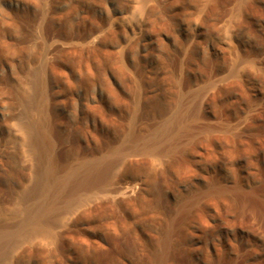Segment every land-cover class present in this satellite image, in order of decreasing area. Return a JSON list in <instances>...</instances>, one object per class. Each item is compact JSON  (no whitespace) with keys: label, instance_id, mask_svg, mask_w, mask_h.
<instances>
[{"label":"rangeland","instance_id":"rangeland-1","mask_svg":"<svg viewBox=\"0 0 264 264\" xmlns=\"http://www.w3.org/2000/svg\"><path fill=\"white\" fill-rule=\"evenodd\" d=\"M139 1L0 0V219L23 188L32 185L33 157L19 136V126L33 114V110L24 107L25 94L30 92V82L43 76L45 65L46 72L48 70L45 72V108L65 166H75L85 159L107 153L128 131L132 123L129 121L134 116H137L138 134L142 137L152 134L161 119L179 107L181 99L191 107L195 104L193 112L199 111L195 115L198 137L207 144L204 145L206 149H201L202 158L191 151L180 155L176 152L172 157H154L145 149H139L130 155L118 176L105 188H86L82 191L83 201L77 202L64 216L56 215L57 239L28 240L16 249L7 264H150L146 257L157 255L158 238L169 226L179 201L196 185L204 186L207 180L215 179L230 185V189L239 183L241 189L249 190V186L258 182L259 179L250 173L249 164L253 161L264 167V115L261 114L264 111V65L250 61L252 58H248L247 52L251 45L255 46L254 42L261 48L263 45L238 25L241 14L237 11L247 0H145L149 12L138 14ZM260 2L264 6V0ZM203 8L208 10L205 12ZM246 14L244 12L243 16ZM251 19L255 25L259 24L258 28H263L262 19L261 22L256 17ZM42 25L46 27L41 28ZM46 28L53 37L43 44L40 32ZM104 34L108 36L101 40ZM61 44L66 52L60 49ZM161 44L169 46L171 55L167 56ZM96 46H101V50H96ZM258 46L256 50L263 53V48ZM234 57L240 58L238 76L229 74L237 59ZM188 66L193 68L190 72L185 69ZM246 68H250L251 73L248 74ZM181 70L186 76H182ZM166 74L174 77L169 86L163 87L161 80ZM177 75L185 79L182 88L175 86L181 79ZM28 78L32 80L28 81L30 85L25 83ZM235 84H240L238 89ZM197 88L201 91L195 99ZM188 89H191L190 94ZM176 90L185 96H178L180 93ZM200 92L209 93L211 99L204 95L205 99ZM254 92L258 95L256 98ZM200 97L201 102L205 100L204 105L201 103L203 107L197 102ZM191 99L195 103H189ZM253 111L258 113L252 115ZM195 132H191L182 144L190 147L188 150L195 144ZM234 133H242V136ZM126 183L142 186L141 191L137 187L138 193L128 204L118 200L120 197L113 200L115 188ZM109 192H113V198L111 194L106 195ZM224 195L212 196L216 209L203 208L204 204L200 207V216L174 240L167 264H186L187 261L192 264L264 263V225H256L263 239L252 231L249 234L227 228L224 225L226 214L220 207V202L228 199V194ZM220 214L225 217L222 219ZM232 232L237 233L235 248L229 245ZM94 241H100L105 249L97 248ZM221 249L228 255L224 259L229 261L218 260ZM246 249L254 252L249 254Z\"/></svg>","mask_w":264,"mask_h":264},{"label":"bare ground","instance_id":"bare-ground-1","mask_svg":"<svg viewBox=\"0 0 264 264\" xmlns=\"http://www.w3.org/2000/svg\"><path fill=\"white\" fill-rule=\"evenodd\" d=\"M101 1H103V0H101ZM144 1L145 0H140L139 1V4H138V6L136 8L138 14H143L144 12H147L149 10V9H147V11H146V7H145V4H144L145 3ZM152 1H154V0H152ZM155 3L153 4V6L155 5ZM105 4L106 3L104 2V5ZM210 5H213V4H210ZM210 5H208V6H210ZM214 7H215V4H214ZM207 10L204 9L205 12ZM237 12L241 14V17L239 18V23H238V25L241 27V29H247L246 31H249L251 34L254 35V38H256L254 40H257L258 41L257 43H260L261 45H263V47H262L263 48V53H259L256 50V47H255L256 45L258 46L259 44H256L254 42L255 46L251 45L249 47L248 52L246 51L248 58L251 57L252 59L249 58L250 61H253V62L256 61V63L259 62L260 65L261 64L264 65V25H263V28L260 27L261 28L260 29V28H258L256 26V25H259V24L256 23V25H255L254 22L252 21V19L250 20V18H253V17L255 18L256 17V18H259V21H260V19H262L261 21H264V6L260 2V0H247V1H244L239 6V11H237ZM244 12L247 13L246 14L247 16H243ZM235 13H236V11H235ZM210 14H211V12H210ZM240 14H238V16ZM248 15L251 16L249 19H248V17H249ZM199 20H200V18H199ZM201 22H203V21H201ZM44 26L41 27V28H45L46 27V26L45 27ZM111 29H113V28H111ZM40 33L42 35V41L41 42H43V44H44V42L47 41V39L50 38V36H51L50 35V30H47V28L44 29V30L42 29V32H40ZM108 35H110V33ZM107 36L106 35L102 36L101 40H104V38L107 37ZM51 37H53V36H51ZM96 37H95V39H96ZM98 39H100V38H98ZM176 39H177V37H176ZM159 40L161 41L162 39H159ZM41 42H40V44H41ZM101 42H103V41H101ZM178 42H179V40H178ZM61 43L65 44L64 41H62ZM161 43L163 44L164 42H161ZM166 43L167 42H165V44ZM184 43H185V41H184ZM63 44L60 45L61 46L60 49L63 52H66L67 51V50H65L66 47H64ZM96 44H98V43H96ZM167 44H169V43H167ZM200 44H202V43H200ZM51 46H54V45H51ZM9 47H11V46H9ZM100 47L96 46L95 48H96V50H101ZM168 47L166 45L163 46V49H164L165 53H167V56L171 52ZM202 47H203V45H202ZM236 47H238V46H236ZM53 48H51V50ZM259 48H261V47H259ZM57 49H58V46H57ZM57 49H55V50H57ZM60 49H59V51H60ZM227 49H229V48H227ZM234 51H236V50H234ZM97 52H99V51H97ZM237 52H238V50H237ZM237 55H238V53H237ZM193 56H194V54H193ZM208 56H209V54H208ZM152 57H154V56H152ZM236 58H235L236 61L232 65V68L230 69V71L228 70L229 74L232 75V76H234V75L238 76V72H239L238 71V60L240 58H238V57H236ZM122 59H123V57H122ZM230 59H232V57ZM99 60H100V58H99ZM207 60H209V59L207 58ZM122 61H124V60H122ZM218 61H219V59H218ZM225 61L229 62V60H227V59ZM245 61H247V59ZM196 62H195V64H196ZM161 63H163V62H161ZM214 63H213V65H215ZM216 63H218V62H216ZM249 64H250V62H249ZM263 65H261V66H263ZM184 66H185V64H184ZM230 66H229V68H230ZM253 66L250 67V68H253ZM48 67H49V69L53 68L52 65H50L49 63H48ZM242 67H244V66H242ZM250 68H248V69L246 68L248 70V74L251 73L250 72ZM43 69H44V72H42L43 74L40 72L43 76H40V78H37L39 82L36 80V78L33 77L38 83H36V81L35 82L34 81L30 82L32 80L29 81V78H28V80H25V83H26V81H27V83L29 81L31 85L28 83V85H30V87H29L30 88V90H29L30 92L28 94H25V95H27V97L25 96V98H26L25 101L26 102L24 103V107H25L26 110H28V109L33 110V114L30 117V119L28 121H26L25 123L22 124L19 121L22 124V125L20 124V126H19L20 127V135L19 136H21L24 146L29 150V152L31 153V156L33 157V166L34 167H33L32 179H31L32 185H30L28 187L26 186L25 189L23 188V191L20 193V195H18L16 200L13 201V203L10 206L9 210L3 214L4 216H1L2 218L0 219V264L9 263L8 261L10 260V257L16 251V249L19 246H22V243H24V242H26L28 240L37 241V240H43V239L44 240L55 239L57 237V235H58V230L56 229L57 228L56 227V225H57L56 224V215L58 213H61L60 217L64 216L68 212V210H70L71 207H73L77 202L80 203L81 201H83L82 200V191L85 190L86 188H90V189L93 188V189H98V190H101V189L105 188L106 184L109 181L113 180L114 178H116L118 176V174L122 170V166L125 165L126 162L129 160L130 155H132L133 153H136L139 149H142V150L145 149L144 151H146V153L149 152L151 154V156H154V157H161V156H167L168 157V155L169 156L171 154L174 155L176 152H178L179 155H180V153H184V152L186 153L187 151H191V153L194 154V156L199 157V158L200 157L202 158V156L204 154L203 152H201V149L203 147L205 148L204 145L206 143L204 144L203 143L204 141L198 137L199 136L198 135L199 134V132H198L199 128L197 127L198 125H196L197 122L195 120V115L199 114V111H198V113L197 112L196 113L193 112V111H196V110H193V108L195 107V104H193V103H195V101L193 99H191L193 101L189 102V103L193 102L192 104L194 105V107L192 106L193 107L192 108L190 104L185 103V100L183 102V99H181L182 101L180 103V99H179V102H177V104L180 103L179 107L176 106L177 108H176V110L174 112H172V113L170 112L171 114H168L167 116L163 117V119H161V122L158 123V126L156 127L157 129L155 128L156 131H154L152 134L148 135V133H147V136L144 135L145 137H142L140 134H138V132H137L138 129H136L137 128L136 127L137 116H134L132 121H129L130 123L131 122L132 123L129 126L128 131L126 133H124V136L118 141L117 145L115 144V147H113L112 149H109V151H107V153L103 154L102 156L100 155L99 157H97V156L94 157L93 156V158L85 159V160L79 162L78 164H76L75 166H72V165H70V166L66 165L65 166L62 163V159L60 157L59 150H58L57 145H56L55 140H54L53 127H52V122H51L50 117H49V113H48V111L45 108V106L47 105V104L45 105V103L47 101V88H46L47 84L45 83V81H46L45 74L48 72V70L46 72L47 66L45 65V68L43 67ZM185 69H188V70L190 69L191 70L193 68L188 66ZM226 69H228V68H226ZM190 70H189V72H190ZM255 70H256V68H255ZM181 71H182V73L185 72L183 70H181ZM186 72H187V70H186ZM202 73H203V71H202ZM260 74H262V73L259 72L258 75L260 76ZM183 75H184V73L182 74V76ZM262 75H264V74H262ZM37 76H39V75H37ZM177 76H179V75H177ZM177 76H175V78ZM182 76H179V78L181 77V79H178L179 81L177 80V82H178L177 85H175V84H173V85H175L176 87H181L182 88L183 84L185 83V79L182 78ZM184 76H186V75H184ZM253 76H255V75H253ZM172 77H174V76H172ZM172 77L170 76V74L169 75L166 74L164 76V78L161 80V84H163V87H166V86L170 85L171 81L173 80ZM263 77L264 76H262V80H263ZM193 78H195V76L192 77V79ZM258 79H260V78H258ZM187 81H188V79H187ZM220 81H223V80H220ZM252 81H255V80L252 79ZM263 81H261V85H262ZM257 83H259V82H257ZM231 85H234V84H231ZM239 85L240 84H235V88L238 89ZM252 87L254 88V85ZM190 88H193V87H190ZM27 89H28V87H27ZM198 89H200V88H197V90H196L198 92H196V98L195 99H197V93H199V91H201V90H198ZM202 89L205 92L204 88H202ZM233 89H234V87H233ZM256 89H258V88H256ZM164 91H166V90H164ZM187 91H189V89ZM190 91H191V89H190ZM190 91L188 92L189 94H190ZM192 91H193V89H192ZM173 92H175V91H173ZM176 92H177V90H176ZM178 92L180 93V91H178ZM181 92H183V91H181ZM193 92H195V91H193ZM193 92H192V94L195 97ZM206 92H208V90ZM166 93L167 92H165V94H164L165 97L167 95ZM209 93H210V91H209ZM209 93H207L206 95L209 96L210 95ZM255 94H254V96L256 98V96H258V95L257 94L255 95ZM179 95H182V94L180 93V94H178V96ZM200 95L201 96L203 95V97L206 96L205 94H201V92H200ZM184 96L185 95H182L181 97H184ZM248 97L250 98V96H248ZM209 98H210V96H209ZM186 99H187V101H190L188 98H186ZM199 99H200V101L199 100L197 101L198 103L200 102L199 105H201V103H203V105H204L205 100H204V102L203 101L201 102V97ZM205 99H206V97H205ZM251 100H249V101H251ZM237 101H236V103H237ZM208 103H210V102H208ZM250 104H248L249 107L251 106ZM256 107H257V105L254 106V108H256ZM173 109H175V108H173ZM173 109H171V110H173ZM259 109H261V108L259 107ZM252 110H253V108L250 109V111H252ZM260 111H262V110H260ZM255 113L257 114L258 112H254L253 111L252 115L253 114L255 115ZM261 114L264 115V111H262ZM256 117L258 118V116H256ZM24 121H22V122H24ZM237 121H238V119H237ZM240 123H242V122H240ZM240 123H238V124L241 125ZM235 124H236V122H235ZM235 124H234V126H236ZM228 126L230 127V125H228ZM194 130H196V132ZM232 130H233V127H232ZM235 130H237V129H235ZM235 130H234V132H235ZM238 130L241 132L240 129H238ZM238 130L236 132H239ZM191 132H195L196 135H193V136L196 137V141L194 142L195 143L194 145L191 143L192 147H191V149L188 150V148H190V147L183 146L182 144L185 141V138H187V136H189ZM239 133H238V135H236V134L235 135L236 136H242L241 135L242 133L241 134H239ZM195 137H194V139H195ZM232 138H231V140H232ZM194 139L191 138V140H193V141H194ZM242 143H244V142H242ZM186 145H187V143H186ZM256 149H257V147H256ZM211 150H213V149H211ZM257 151H258V149H257ZM211 154H213V153H211ZM220 154H221V152H220ZM240 154H242V153H240ZM253 154H254V152H253ZM172 155H171V157H172ZM215 155L216 154H214V156ZM205 156H206V154H205ZM173 157H175V156H173ZM208 157H209V155H208ZM210 158L212 159V157H210ZM217 160H219V158ZM178 161H180V160H178ZM180 165L183 168V163L180 164ZM181 166H180V169H181ZM249 166H250V169H249L250 173L252 175H255V177L259 179L257 183H254L251 186H249L250 187L249 190L247 188H246L247 190L241 189L240 186H238L239 183L238 184L235 183L234 188L230 189L229 188L230 185H226V183H223V182H221L219 180L211 179V180H207V184H205L204 186H201L199 184L196 185L195 188L192 189V192L189 195L188 194L186 196L184 195L181 201L178 200L180 203H179V205H177V209L174 212V215L171 216V218L169 219L170 220L169 223H168L169 226H167L166 231L162 232L163 234L157 240V242L159 244V245H157L158 249H159V251H157V255L153 256V257L148 255L149 257H146V260L148 262H150V264H167L168 261L171 259V253H172L171 251H172V248H173L174 240L176 238H179V235L185 231L186 227H188L191 224H193V222L198 218V216H200L198 214H199L200 207L203 206V204L205 205V206H203V208L206 207V209H208L207 207H210V206L213 207V205L215 203H213L214 201L213 202L211 201V199H213L212 196L213 197L217 196L220 193H223V195H224V193L228 194V197H227L228 199L227 200L225 199L224 201L220 202L221 210H223V212L226 214L224 225L227 228H232V229H235L236 231L238 229H240V230L245 231L246 233H249V234L252 231L257 236H259L260 238L263 239V237H262L259 229H257V227L258 226L260 227L261 224L264 225V167H262L260 164H258L256 162H253V161H252V163L249 164ZM176 167H177V165H176ZM178 167H179V164H178ZM177 168H176V170H177ZM178 170H179V168H178ZM235 179H237V178H235ZM140 184L143 185L142 183H140ZM137 185H139V184L137 183ZM137 187H139V191H141L140 188L142 186L141 187L140 186H136V185H133L131 183L121 184V185H118L117 188H115L114 196L112 195L113 192H112V194L109 192L106 195L111 194V196L110 195L109 196L110 197L113 196L114 197L113 200L117 199L116 197H120L118 200H123L122 201L123 203L128 204V203H130L129 202L130 198L132 196H134L136 193H138V188ZM227 194H225V195L227 196ZM225 195H224V197H225ZM217 197L219 198V196H217ZM103 198H105V196ZM105 200H107V198H105ZM216 200L218 201V199H216ZM97 202H99V201H97ZM216 205H217V203H216ZM214 207H215V205H214ZM214 207H213V209H216ZM217 211H218V209H217ZM217 211H215V212H217ZM224 213H222V214H224ZM210 215H211V213H210ZM224 215L220 214L221 218ZM5 217H10L11 219L8 221V220L4 219ZM215 218H216V216H215ZM219 218H217V219L220 220ZM207 220H208V218H207ZM208 222L206 221V223H208ZM217 222H219V221H217ZM216 223H214V224H216ZM256 225H257V227H256ZM211 226H213V225L211 224ZM242 235H244V234H242ZM241 238L243 239V236H241ZM251 239H253V237ZM236 240H237V233H235L233 235V238L230 241L228 239L226 241H229V245L231 247L235 248L237 246V243H238V242H236ZM249 240H248V242H249ZM244 241H245V239H244ZM263 242H264V239H263ZM93 245L97 246V248H100V250L104 248L103 244H101L100 241H94ZM219 248H221V247H219ZM263 249H264V247L262 248V251H263ZM246 250H247V252L249 254L254 252L253 249H250V250L246 249ZM255 251H256V249H255ZM259 252H261V251H259ZM217 257H218V260H220V261L222 260L223 261V260H226L228 258V255L226 256V252L223 249L222 252L217 255ZM225 257H227V258L224 259ZM237 258H238V256H237ZM211 259H213V258H211ZM229 260H226V262L229 261ZM235 261H236V259H235ZM186 264H192V262L190 263V262L187 261ZM216 264H217V262H216ZM256 264H258V263H256ZM259 264H261V263H259Z\"/></svg>","mask_w":264,"mask_h":264}]
</instances>
